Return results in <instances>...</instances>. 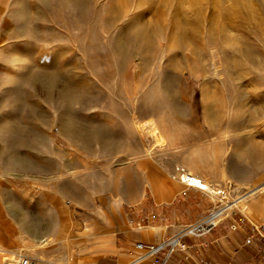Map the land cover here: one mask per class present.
<instances>
[{"label": "rangeland", "instance_id": "rangeland-1", "mask_svg": "<svg viewBox=\"0 0 264 264\" xmlns=\"http://www.w3.org/2000/svg\"><path fill=\"white\" fill-rule=\"evenodd\" d=\"M185 172L224 190L200 189L206 213L264 233V0H0L2 245L109 254L120 223L196 188Z\"/></svg>", "mask_w": 264, "mask_h": 264}, {"label": "crops", "instance_id": "crops-1", "mask_svg": "<svg viewBox=\"0 0 264 264\" xmlns=\"http://www.w3.org/2000/svg\"><path fill=\"white\" fill-rule=\"evenodd\" d=\"M171 191L164 195L163 213L158 218L151 217L148 213L147 217L138 216L130 219L127 224H121L111 215L112 222L108 221V228L105 230L112 234L113 227L120 223L116 227L114 252L99 255L92 260H76L70 264H163L164 252L149 253L138 248L137 243L160 242L183 226L196 222L211 208L210 204H204L205 194L200 189L188 188L183 195L175 194V188ZM56 198L59 212L63 217L62 226H68L71 222L68 218L70 215L68 205L60 196ZM112 207H116L115 203H112ZM235 221V218L230 216L208 234L185 236L183 238L185 247L177 249L167 259L166 264H264V233L261 232V236L258 237L256 236L258 231L252 225L245 222L236 224ZM8 232L9 234L3 236L5 240L3 247L7 250L9 245L6 241L13 237L10 230ZM28 232L36 236L39 234L38 231ZM37 240L39 249L46 248L52 242L49 237H39ZM66 240L68 249L75 250L67 235ZM84 246H87V243H84ZM40 259L44 258L40 256ZM51 263L56 264L54 261ZM59 263L61 264V262L57 264Z\"/></svg>", "mask_w": 264, "mask_h": 264}, {"label": "built area", "instance_id": "built-area-1", "mask_svg": "<svg viewBox=\"0 0 264 264\" xmlns=\"http://www.w3.org/2000/svg\"><path fill=\"white\" fill-rule=\"evenodd\" d=\"M194 183L188 180H184V177L181 176L182 182L189 185V187H196L203 191L210 193L212 196H221L224 194V190L217 188L214 191H211L205 188L204 184L201 183L200 178H195ZM187 191V190H186ZM185 191V193H186ZM229 204H220L215 205V207L202 216L196 222L190 223L188 225L183 226L180 230L176 233L169 235L165 239L161 240L160 242L156 243H144L142 241L137 243V247L140 249H145L149 253H165V259L163 264H166L167 259L177 250L180 248H184L183 238L189 235H205L210 233L224 218L227 212V206ZM154 215V214H153ZM155 216V215H154ZM0 244V252L5 253V259L7 264H38V260L33 258L31 255L26 254L24 252L19 251H3ZM61 264H68V263H61Z\"/></svg>", "mask_w": 264, "mask_h": 264}, {"label": "bare ground", "instance_id": "bare-ground-1", "mask_svg": "<svg viewBox=\"0 0 264 264\" xmlns=\"http://www.w3.org/2000/svg\"><path fill=\"white\" fill-rule=\"evenodd\" d=\"M225 135H227V133H226ZM181 176L184 177V180H186V181L188 180V182L191 181L192 183L195 182L194 179H192V177L200 178V179H201V183L204 184L205 188H207V189H209V190H211V191H214L215 189H217V188L212 187V185H211L209 182L204 181L201 177L196 176V175H194L193 173L185 172V173H182ZM230 207H231V205L229 204V207H228V208H230ZM0 244H1V243H0ZM1 246H2V248L4 249L3 251H6V250H7V249H5V248L3 247L2 244H1ZM0 254L3 256L5 253L0 252ZM3 258L5 259L6 257H3ZM5 260H6V259H5ZM6 263H7V262H6ZM38 264H39V263H38Z\"/></svg>", "mask_w": 264, "mask_h": 264}]
</instances>
